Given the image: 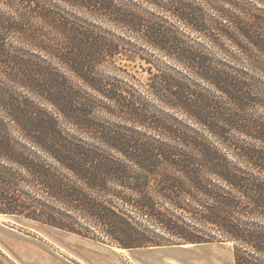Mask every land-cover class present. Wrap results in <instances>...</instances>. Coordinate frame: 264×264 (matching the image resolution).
I'll return each mask as SVG.
<instances>
[{
	"label": "trees",
	"instance_id": "obj_1",
	"mask_svg": "<svg viewBox=\"0 0 264 264\" xmlns=\"http://www.w3.org/2000/svg\"><path fill=\"white\" fill-rule=\"evenodd\" d=\"M240 2L264 4L0 0V215L264 264V94L225 47L264 54V18Z\"/></svg>",
	"mask_w": 264,
	"mask_h": 264
},
{
	"label": "rangeland",
	"instance_id": "obj_2",
	"mask_svg": "<svg viewBox=\"0 0 264 264\" xmlns=\"http://www.w3.org/2000/svg\"><path fill=\"white\" fill-rule=\"evenodd\" d=\"M240 3L253 9L257 17L264 18L263 3ZM225 47L238 55L237 64L232 65L247 73L264 94V54L253 50L255 55H245L238 52L229 41L225 42ZM253 57L257 62L256 66ZM143 66L133 64L130 69L139 80L147 83L150 75L144 69L147 66ZM259 112L263 113L262 110ZM114 248L116 247L23 218L0 219V264H134V251L120 252ZM168 250L171 252L168 264H235L233 246L230 243L192 245L187 248L181 245L171 246ZM142 251L146 254L147 250Z\"/></svg>",
	"mask_w": 264,
	"mask_h": 264
},
{
	"label": "crops",
	"instance_id": "obj_3",
	"mask_svg": "<svg viewBox=\"0 0 264 264\" xmlns=\"http://www.w3.org/2000/svg\"><path fill=\"white\" fill-rule=\"evenodd\" d=\"M168 249H171V247L121 250H123L124 252L134 251V253H136L134 255L135 259H133L134 264H168L169 261H171V252H168ZM142 250H147L146 254L143 253L144 251Z\"/></svg>",
	"mask_w": 264,
	"mask_h": 264
},
{
	"label": "bare ground",
	"instance_id": "obj_4",
	"mask_svg": "<svg viewBox=\"0 0 264 264\" xmlns=\"http://www.w3.org/2000/svg\"><path fill=\"white\" fill-rule=\"evenodd\" d=\"M5 217H8V216H4V215H0V219L1 218H5ZM192 245H187V246H183L184 248H187V247H191ZM114 250H116V251H120V252H124L123 250H121V249H117V248H114Z\"/></svg>",
	"mask_w": 264,
	"mask_h": 264
}]
</instances>
